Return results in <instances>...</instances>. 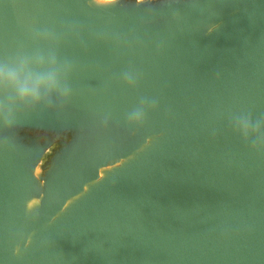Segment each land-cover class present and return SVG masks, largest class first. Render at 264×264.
<instances>
[{
    "label": "water",
    "instance_id": "1",
    "mask_svg": "<svg viewBox=\"0 0 264 264\" xmlns=\"http://www.w3.org/2000/svg\"><path fill=\"white\" fill-rule=\"evenodd\" d=\"M0 264H264V0H0Z\"/></svg>",
    "mask_w": 264,
    "mask_h": 264
},
{
    "label": "clouds",
    "instance_id": "2",
    "mask_svg": "<svg viewBox=\"0 0 264 264\" xmlns=\"http://www.w3.org/2000/svg\"><path fill=\"white\" fill-rule=\"evenodd\" d=\"M22 91L26 93L27 92V89H23Z\"/></svg>",
    "mask_w": 264,
    "mask_h": 264
}]
</instances>
